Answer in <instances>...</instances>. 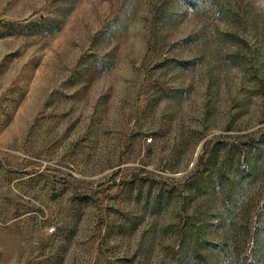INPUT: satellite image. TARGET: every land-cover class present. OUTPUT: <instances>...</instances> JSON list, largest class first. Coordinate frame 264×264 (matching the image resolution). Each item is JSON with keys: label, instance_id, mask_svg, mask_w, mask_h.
<instances>
[{"label": "rangeland", "instance_id": "374dc122", "mask_svg": "<svg viewBox=\"0 0 264 264\" xmlns=\"http://www.w3.org/2000/svg\"><path fill=\"white\" fill-rule=\"evenodd\" d=\"M0 264H264V0H0Z\"/></svg>", "mask_w": 264, "mask_h": 264}]
</instances>
